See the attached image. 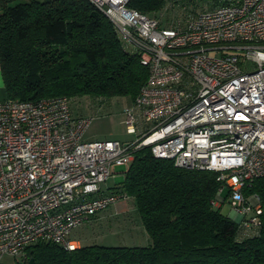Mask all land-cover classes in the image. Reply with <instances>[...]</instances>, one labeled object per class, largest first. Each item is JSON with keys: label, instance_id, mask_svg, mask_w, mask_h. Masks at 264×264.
<instances>
[{"label": "built area", "instance_id": "built-area-1", "mask_svg": "<svg viewBox=\"0 0 264 264\" xmlns=\"http://www.w3.org/2000/svg\"><path fill=\"white\" fill-rule=\"evenodd\" d=\"M91 1L149 70L124 110L137 137L86 139L91 118L67 95L0 100V264L42 241L76 249L73 229L129 196L103 183L146 146L176 166L217 171L215 203L229 188L233 219L260 225L261 197L245 188L264 177V0L179 15L170 2L149 14L130 0Z\"/></svg>", "mask_w": 264, "mask_h": 264}, {"label": "trees", "instance_id": "trees-1", "mask_svg": "<svg viewBox=\"0 0 264 264\" xmlns=\"http://www.w3.org/2000/svg\"><path fill=\"white\" fill-rule=\"evenodd\" d=\"M167 0H130L154 14ZM0 62L8 98H136L149 75L110 18L91 0H0ZM122 189L136 200L147 245L85 244L70 250L42 241L18 264H264V177L257 193L261 224L245 230L222 213L219 173L176 166L137 150ZM230 189L221 193L224 201ZM222 204V202H221Z\"/></svg>", "mask_w": 264, "mask_h": 264}, {"label": "rangeland", "instance_id": "rangeland-1", "mask_svg": "<svg viewBox=\"0 0 264 264\" xmlns=\"http://www.w3.org/2000/svg\"><path fill=\"white\" fill-rule=\"evenodd\" d=\"M216 0H167L164 7L171 3V14L179 15L184 9L197 11L206 6L214 5ZM218 1V0H217ZM129 50L133 48L125 45ZM72 108L75 114L91 118L86 130L85 138L88 140L120 139L123 141L135 140L137 134L131 133L125 122L124 110L131 107L136 98L129 96L113 98H92L90 96L71 97ZM126 169L119 166L116 172L103 183V188L108 189L117 185H123L126 178ZM219 210L230 216L232 207L226 200L217 205ZM91 219L84 225L73 229L71 237L81 245L107 244V245H147L149 235L143 225L141 215L137 209L133 196L113 204L108 209ZM25 255H5L3 264H18L25 261Z\"/></svg>", "mask_w": 264, "mask_h": 264}, {"label": "crops", "instance_id": "crops-1", "mask_svg": "<svg viewBox=\"0 0 264 264\" xmlns=\"http://www.w3.org/2000/svg\"><path fill=\"white\" fill-rule=\"evenodd\" d=\"M7 92H6V88H5V82H4V77H3V73H2V69H1V62H0V100H4L7 99ZM102 213H100V217L102 216Z\"/></svg>", "mask_w": 264, "mask_h": 264}, {"label": "water", "instance_id": "water-1", "mask_svg": "<svg viewBox=\"0 0 264 264\" xmlns=\"http://www.w3.org/2000/svg\"><path fill=\"white\" fill-rule=\"evenodd\" d=\"M230 217H232V218H233V214H232V213H231Z\"/></svg>", "mask_w": 264, "mask_h": 264}]
</instances>
